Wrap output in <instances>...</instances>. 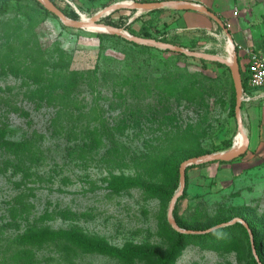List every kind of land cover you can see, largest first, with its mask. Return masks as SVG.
I'll return each mask as SVG.
<instances>
[{
	"label": "rangeland",
	"instance_id": "374dc122",
	"mask_svg": "<svg viewBox=\"0 0 264 264\" xmlns=\"http://www.w3.org/2000/svg\"><path fill=\"white\" fill-rule=\"evenodd\" d=\"M258 1L262 12L247 25L251 43L264 39V0ZM84 2L88 5L85 11L76 4L80 17H93L103 10V4ZM56 5L74 11L68 5ZM30 6L0 0L3 135L9 143L28 139L36 148L35 157L21 162L18 150L0 141V244L29 231L72 230L119 253L129 247L165 252L171 242L166 210L178 186L172 185L173 168L186 155L221 152L233 145L237 133L228 107L210 103L199 109L185 98L171 101L174 103L163 116L133 107L126 118L111 102L110 93L101 90L103 94H98L97 87L90 90L85 82L87 71L102 68L112 72L127 62L129 72L134 73L136 68L147 69V63L135 62L144 58L152 73L162 68L158 61L146 59L117 40H105L99 48L97 32L66 28L51 16L38 25L29 14ZM21 7L27 8L25 15L16 14ZM13 19L16 21L11 23ZM153 25L152 30L159 32L160 25ZM211 33L167 40L190 52L223 57L227 39L218 26ZM158 59L167 62L170 71L202 72L227 84V71L211 62L168 60L166 55ZM256 108L264 114L263 106ZM240 113L249 137L247 112L242 108ZM258 122L260 130L243 156L187 167L185 188L177 199L178 213L190 224L206 227L241 213L263 226L259 234L264 242V115ZM159 159L164 166H152ZM121 181L134 184L122 188ZM149 186L166 192L173 187V192L168 198L166 192L159 198L148 191ZM221 240L188 241L174 264H246L244 244L230 247ZM32 253V264H152L141 257L120 263L62 242L32 249Z\"/></svg>",
	"mask_w": 264,
	"mask_h": 264
},
{
	"label": "trees",
	"instance_id": "16d2710c",
	"mask_svg": "<svg viewBox=\"0 0 264 264\" xmlns=\"http://www.w3.org/2000/svg\"><path fill=\"white\" fill-rule=\"evenodd\" d=\"M12 1H19L24 2L27 4L30 3V13L32 17L35 18V21L38 25H41L47 17L55 18L51 15L47 10H45L42 5L36 0H12ZM60 11L61 13L71 20H77V15L74 11L67 9L59 8L55 3L54 0H50ZM86 2H93L94 0H85ZM105 3L103 7L122 0H104ZM65 7H68L64 5ZM25 7H21L18 9L16 14L25 15ZM29 11V10H28ZM1 12V11H0ZM122 10H115L105 17L99 20V23L111 26L118 29H123L127 31L130 35L135 37H141L145 39H152L155 41L173 44L172 42L168 41L167 39L158 38L155 33H151L148 27L143 25L140 26L137 32H133L129 29V26L126 25V16L121 13ZM56 19V18H55ZM16 20L13 19L11 23L15 22ZM19 21V20H18ZM141 23H144L139 19ZM26 22V21H25ZM149 24V22L147 23ZM149 26V25H148ZM95 37L98 40L99 48L102 46V42L105 40H117L124 43L128 48L131 50H137L140 55L146 56V59L152 58L158 61L162 68L159 69L155 68L154 71L151 73L149 71V62L144 58H141L139 63H147V69H138L136 68L134 73L129 72L130 63L124 62L122 64V68L115 70V71H108L103 70L102 68L98 69L96 72L87 71L82 72L83 74L86 73L85 82L86 85L90 88L91 91L94 92L95 88L97 87L96 91L98 94H103L105 90L106 93H110L111 102H113L118 108L121 110L123 115H126V118H129V114L134 108H141L145 109L144 112L157 116H163L164 114L168 113V109L171 107V101H180L181 99H188L189 103L192 106L198 107L199 109L208 108L210 103L226 105L229 110V116L233 118V105H234V92L232 87L231 78L229 75L228 69L221 64L213 63L216 66L223 67L227 73V84H222L218 78H213L206 76L202 72H189L188 69H175L169 70L167 69L168 63H164L159 61V56L166 55V59L168 60H193L194 58L185 56L180 53H173L167 50H158L153 47L138 45L129 41H126L120 37L103 34V33H96ZM174 45V44H173ZM254 49L260 50L264 52V39L260 38L257 39L252 43ZM153 51V52H151ZM138 54H136L137 56ZM68 60L70 61V53L67 55ZM198 62L201 64L206 63V61L197 59ZM144 63V64H145ZM143 68H145L143 66ZM204 69V66L202 65ZM239 69V73L241 76V88L243 92H248L247 86V74H242V71ZM81 73V74H82ZM155 73V75H151ZM67 74V73H66ZM74 76L73 73L69 75L71 79ZM67 77V76H66ZM135 100V101H133ZM98 107V105H95ZM243 107V102L240 104V110ZM138 110V109H137ZM234 122V120H233ZM235 125V124H234ZM4 124L0 120V141H4L3 144L10 145L13 148H16L19 152V160L21 162L25 161V159H31L35 157L36 148L34 147L33 143L30 140H19L17 142L9 143L4 139L3 131H4ZM196 145V144H195ZM197 146V145H196ZM230 146V142L226 144V147ZM193 148V147H192ZM212 151H200L194 152L190 155H186L183 159L179 161L182 162L185 159L196 157L199 155L209 154ZM243 156V155H241ZM240 157V156H239ZM155 159V158H154ZM148 160H151L149 158ZM180 162H177L173 168V174L171 177L172 185L176 187L178 183V165ZM163 160L158 162H152V166L157 168H161ZM223 163V162H220ZM19 166L22 164L18 163ZM202 165V164H201ZM200 165V166H201ZM187 169V168H186ZM185 169V170H186ZM186 183V177H185ZM134 183H130L128 181H121L120 187L127 188ZM185 188V185H184ZM148 191L154 195L162 198L163 194H165V190H160L157 187L149 186ZM184 191V190H183ZM172 190L166 192L167 198L172 195ZM182 197V196H181ZM180 198V197H179ZM178 199L175 202L173 211H172V218L175 224L185 230H197L202 231L218 225L220 223H224L229 221L232 216H227L223 219H218L210 226H200L199 223H191L188 221L182 213H178L179 211V203ZM205 207V206H204ZM201 208V211H204ZM206 208V207H205ZM200 213V211H198ZM239 219H241L248 227L251 232L252 241H253V248L254 252L261 264H264V252H263V239L260 238L259 230L262 227H259L256 223L249 219L247 215L244 214H237L235 215ZM196 225V226H194ZM167 226V225H166ZM169 228V227H168ZM169 233L171 235V242L167 246V250L165 252H161L158 249L150 248V247H142V248H133L129 247L124 249L121 253L111 247H103L99 246L96 242H92L88 240L81 234L76 231L72 230H41V231H29L25 232L21 235H16L14 238L10 239L9 241L0 244V264H32L34 261V255L32 253V249L40 248L45 245H55L57 243H66L70 246L79 249L81 251L93 252L98 253L101 255H106L117 259L120 263H124L133 257H141L146 258L152 261V264H174L176 258L179 256L181 251L183 250L185 244L192 240L196 241L198 244H201L206 241H211L215 239H222V244L231 245L230 247H234L235 244H244L246 247L247 252V262L246 264H256L253 255L251 253L250 244L248 240L247 233L243 226L239 223H233L228 226H224L218 229H215L209 233L202 234V235H186L182 233H178L173 231L169 228ZM238 244V245H239Z\"/></svg>",
	"mask_w": 264,
	"mask_h": 264
},
{
	"label": "crops",
	"instance_id": "0c3cea01",
	"mask_svg": "<svg viewBox=\"0 0 264 264\" xmlns=\"http://www.w3.org/2000/svg\"><path fill=\"white\" fill-rule=\"evenodd\" d=\"M67 1L69 4H65L63 0H54V3L68 5L78 16H80V13L76 9V4L81 7L79 8L80 11H85V8L88 6L84 2L85 0ZM256 1L257 0H176L166 5L157 7L150 6L148 8L128 1L129 5L127 7L116 10L123 11L121 13L127 17L126 25L129 26V29L133 32H137L140 26L143 25L148 27L149 31H153L151 33H155L158 38L165 37L171 41H174L175 39L179 41L183 38L185 39V37L188 35L197 36L202 32L212 34L211 31H214L217 26H223L227 30L233 45H247L253 47L252 43L247 40V25L255 18V16H258L262 12L259 1ZM116 2H113L107 6L115 4ZM91 3H95L94 5H97L96 3L104 4L105 1L94 0ZM191 5L198 7V10L186 8ZM105 7H103V9ZM203 10L207 12H204ZM100 11L102 10L100 9L96 13H99ZM234 11L236 12L235 15H233ZM208 13L213 15L216 20L209 16ZM139 19L144 23H141ZM148 22L149 24H147ZM154 22L160 25L157 27V30H159L157 33L152 30ZM162 27L163 30H161ZM220 29L225 35L221 27ZM225 38L227 39L226 35ZM174 46L184 49L183 46L178 43L174 44ZM259 105L264 107V101L257 100L243 102L242 108L245 109L248 115V145L251 141V138L252 141H254L253 137H255L254 134L257 133V130H260V127L258 126V119L259 117L263 118L264 114L261 115V112L258 110V108H256Z\"/></svg>",
	"mask_w": 264,
	"mask_h": 264
},
{
	"label": "water",
	"instance_id": "95a60500",
	"mask_svg": "<svg viewBox=\"0 0 264 264\" xmlns=\"http://www.w3.org/2000/svg\"><path fill=\"white\" fill-rule=\"evenodd\" d=\"M36 1H38L45 10H47L51 15H53L60 22V24L66 28L84 29V30H86V28H90V27L102 28V29H105V32H101L104 34L117 36V37H120L126 41H129V42H132V43H135L138 45L149 46V47H153V48L158 49V50H167V51H170L173 53H180V54H183L185 56L192 57L194 59L204 60L206 62L218 63L221 65H224L228 69L229 75L231 78V82H232L233 92H234L233 120H234V124H235V128H236V133H239V135L241 136V143L239 144V146L236 149L232 148V143H231L230 148L225 150V151L214 152V153H210V154H204V155H199L196 157H191V158L185 159L179 163L178 169H177L178 186H177L175 192L173 193V195L171 196V198L168 202L167 210H166V222L171 227V229L173 231L178 232V233H182V234H186V235H202V234L209 233L215 229L231 225L233 223H239L243 226V228L245 229V231L247 233L251 253L253 255V258H254L256 264H261L259 262L257 256H256L255 252H254L251 232L248 229L247 225L241 219L235 218V219H232L230 221L220 223L218 225L210 227L208 229H205L202 231H197V230H185V229L179 228L175 224V222L172 218V215H171V211L173 209V205H174L176 199L179 196H181L183 193V189H184V185H185V169L188 166H196V165H200V164L214 163V162H223V163L230 162V161H233L234 159L238 158L239 156L243 155L246 151V148L248 145V138H247V135L245 133V130L242 127V120H241V113H240V104L242 102V88H241V78H240V73H239V69H238V65H237L235 52L233 51L230 61H227L223 57L218 56V55L190 52V51H187L185 49H182L180 47H177V46H174L171 44L155 41L152 39H145V38H141V37L131 36L121 29L97 23L98 18L101 17L102 14L107 15L108 13H110L116 9L125 8L126 6L114 7L112 9H110L109 11L105 12L104 10L109 8V6H107L102 10L100 15L96 19H94L93 21H83V20H81V18L78 20H71L69 18H66L61 13V11L50 0H36ZM138 5L143 6L145 8H148L150 6L157 7V6L151 5V4H138ZM186 8L198 10V7H195L192 5L189 7H186ZM203 11L207 12L205 10H203ZM209 16L213 17V19L216 20V18H214L213 15L209 14ZM220 27L224 31V33L227 37V41L232 44L227 30L223 26H220ZM232 142H233V140H232Z\"/></svg>",
	"mask_w": 264,
	"mask_h": 264
},
{
	"label": "built area",
	"instance_id": "2783aa9c",
	"mask_svg": "<svg viewBox=\"0 0 264 264\" xmlns=\"http://www.w3.org/2000/svg\"><path fill=\"white\" fill-rule=\"evenodd\" d=\"M69 4L67 0H63ZM137 4H151L155 6L166 5L176 0H128ZM236 12H233L235 15ZM238 68L242 74H247L248 92L242 91V102L264 101V52L247 45H234ZM241 78V76H240Z\"/></svg>",
	"mask_w": 264,
	"mask_h": 264
},
{
	"label": "bare ground",
	"instance_id": "6f19581e",
	"mask_svg": "<svg viewBox=\"0 0 264 264\" xmlns=\"http://www.w3.org/2000/svg\"><path fill=\"white\" fill-rule=\"evenodd\" d=\"M128 5H129L128 1H119V2H116L115 4L110 5L109 8H107L104 11L105 12L109 11L110 9H112L114 7H121V6L127 7ZM98 16L96 14H94L93 17H87L85 15H81L80 18L83 21H93ZM86 30L91 31V32H97V33L105 32V29L98 28V27H90V28H86ZM224 51H225V55L223 56V58L227 61H230L231 55L233 53L232 44L230 42H228V41L226 42L225 47H224ZM240 143H241V136L239 135V133H237L236 137L234 138V143L232 145V148L236 149Z\"/></svg>",
	"mask_w": 264,
	"mask_h": 264
}]
</instances>
